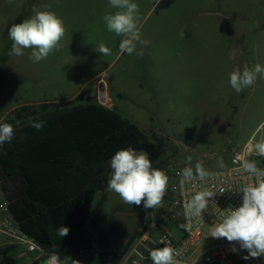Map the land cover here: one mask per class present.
I'll return each instance as SVG.
<instances>
[{"label":"rangeland","instance_id":"374dc122","mask_svg":"<svg viewBox=\"0 0 264 264\" xmlns=\"http://www.w3.org/2000/svg\"><path fill=\"white\" fill-rule=\"evenodd\" d=\"M134 2L140 8L141 38L150 42L142 56L121 53L123 37L108 31L103 17L117 11L109 0H0V123H29L46 112L97 104L136 125L152 142H161L162 167L178 163L195 171L200 163L208 172L226 168L233 152L247 145L254 158L264 157L256 149L264 142V79L258 74L240 93L229 83L236 68L264 66V0ZM38 11L53 12L63 21L59 47L40 62L29 59L32 49L10 56L8 29L19 16L25 20ZM100 44L110 54L96 51ZM102 93L105 103L99 99ZM160 221L158 210L148 209L142 231L131 205L107 184L85 222L83 253L64 264H96L100 234H108L111 250L129 244L119 264L136 258L135 250L147 256L156 249ZM6 241L0 235V250L10 246ZM19 254L33 257L17 248L11 253L17 264L32 262ZM258 262L264 264V257Z\"/></svg>","mask_w":264,"mask_h":264},{"label":"trees","instance_id":"16d2710c","mask_svg":"<svg viewBox=\"0 0 264 264\" xmlns=\"http://www.w3.org/2000/svg\"><path fill=\"white\" fill-rule=\"evenodd\" d=\"M22 21L19 16L16 24ZM33 121L43 122V128L9 119L0 123L14 128L13 139L0 146V191L19 229L48 255L55 253L65 261L83 253L85 222L91 217L96 194L108 184L115 153L131 147L146 153L153 168L161 169L163 147L117 112L97 104L46 112ZM257 159L264 165V157ZM131 209L138 227L145 231L142 224L148 209L143 204ZM61 226L69 228L63 238L57 231ZM110 241L108 234H100L96 264H119L128 252L129 244L114 251ZM15 249L10 245L0 250V264H17L11 256Z\"/></svg>","mask_w":264,"mask_h":264},{"label":"clouds","instance_id":"9594fccd","mask_svg":"<svg viewBox=\"0 0 264 264\" xmlns=\"http://www.w3.org/2000/svg\"><path fill=\"white\" fill-rule=\"evenodd\" d=\"M110 6L117 9L112 14L103 17L107 29L123 39L119 44L121 53L129 55L136 53L143 55V47L150 43L141 38L139 31L140 8L134 0H109ZM65 34L63 21L50 11H38L30 18L18 24H13L8 29L12 48L9 55L21 56L24 49H32L29 59L40 62L59 47V43ZM137 45L141 48L138 50ZM96 51L102 55L110 54V49L104 44L96 47ZM264 79V66L256 64L249 67L245 64L243 71L234 69L229 74L230 86L240 93L243 89L252 86L257 76ZM32 127L41 130L43 122L31 121ZM14 136V128L11 124H0V146L10 142ZM258 153L264 156V142L256 145ZM188 157V162H191ZM218 165L223 167L222 159ZM112 174L108 180V190L115 192L121 200L137 207L143 204L146 209L159 207L166 194L169 177L160 170L153 168L152 161L144 152H137L133 148L119 150L110 161ZM243 170L257 177L255 183L242 189V205L230 208L218 224L215 225L210 236L213 238H226L229 242H237L241 249L247 250L243 259L264 257V169H258L255 162L245 161ZM177 175L182 176L181 184L199 178L201 181L210 173L200 163H196L195 171L192 167H185ZM224 191L222 190V193ZM213 193L202 190L195 193L185 205V213L188 216L200 217L206 210L207 203ZM58 234L63 238L69 234V228L61 226ZM165 246L149 252L153 264H178L176 257L182 252L173 248L164 240ZM232 251H238L233 246ZM45 264H60L59 257L51 254Z\"/></svg>","mask_w":264,"mask_h":264},{"label":"built area","instance_id":"2783aa9c","mask_svg":"<svg viewBox=\"0 0 264 264\" xmlns=\"http://www.w3.org/2000/svg\"><path fill=\"white\" fill-rule=\"evenodd\" d=\"M99 99L105 103L106 94L102 93ZM252 150L249 145L235 150L230 166L209 171L210 175L202 181L197 177L181 184L182 176L177 173L181 172L182 168L178 163L168 164L160 169L167 174L169 181L161 205L155 208L161 215L157 226L160 237L155 243L156 248L164 247L161 243L164 240L180 250L182 254L176 257L178 264H259L258 257L243 259L248 253L240 248L239 243L210 236L215 225L228 214L230 208L242 205V189L257 180L256 176L243 170L245 161L254 162L257 159L254 158ZM255 164L258 169H264L260 162ZM202 190H208L214 196L209 198L207 208L200 217L188 216L185 213V205L195 193ZM170 224L181 232L180 238L174 236ZM0 235L6 237L10 245L33 254V257L28 258L31 261L41 260V263L45 264L50 256L33 238L19 229L9 214L6 203L0 206ZM233 246L238 251H232ZM134 253L136 258H130L129 264H144L142 255L136 250ZM59 262L64 264V261Z\"/></svg>","mask_w":264,"mask_h":264},{"label":"crops","instance_id":"0c3cea01","mask_svg":"<svg viewBox=\"0 0 264 264\" xmlns=\"http://www.w3.org/2000/svg\"><path fill=\"white\" fill-rule=\"evenodd\" d=\"M3 203L5 204V201H4L3 195H2V193H1V191H0V206H1V204H3ZM5 238H6V237H5ZM6 240H7L6 242H7L8 244H10V242H9V240H8L7 238H6ZM16 249H17V248H16ZM16 249H15V250H16ZM15 250H14V251H15ZM18 256H19L20 259H22V260H26V259H24L23 255L19 254ZM142 257L145 259V261L151 259V258H150V255L142 256ZM28 260H29V259H27L26 261H28ZM147 264H148V263H147Z\"/></svg>","mask_w":264,"mask_h":264}]
</instances>
